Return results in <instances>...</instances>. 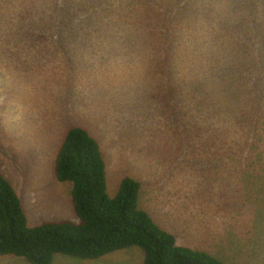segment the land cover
<instances>
[{"label":"rangeland","instance_id":"rangeland-1","mask_svg":"<svg viewBox=\"0 0 264 264\" xmlns=\"http://www.w3.org/2000/svg\"><path fill=\"white\" fill-rule=\"evenodd\" d=\"M77 126L114 144L110 197L135 178V209L178 246L264 264V0H0V172L30 227L79 223L54 170ZM125 153L136 155L113 168ZM53 264H144V253Z\"/></svg>","mask_w":264,"mask_h":264},{"label":"trees","instance_id":"trees-1","mask_svg":"<svg viewBox=\"0 0 264 264\" xmlns=\"http://www.w3.org/2000/svg\"><path fill=\"white\" fill-rule=\"evenodd\" d=\"M98 137L83 127L71 128L55 159L57 178L72 184L71 203L79 223L30 227L19 195L0 172V256L53 264L56 254L93 260L138 247L144 264H223L209 253L178 246L174 233L161 228L147 211L135 209L142 187L138 180L125 177L116 196H109L105 155L112 150L104 144L103 154L102 135ZM97 195L93 205L89 197ZM106 199L115 208L107 210Z\"/></svg>","mask_w":264,"mask_h":264},{"label":"clouds","instance_id":"clouds-1","mask_svg":"<svg viewBox=\"0 0 264 264\" xmlns=\"http://www.w3.org/2000/svg\"><path fill=\"white\" fill-rule=\"evenodd\" d=\"M155 117L159 120V121H161V122H164V125L166 124V120L168 119V117L166 118V117H164V114L162 113V111L161 110H158V111H156L155 113ZM118 123H116L115 124V126L117 125ZM93 130L95 131V133H96V137L99 139V135H102V138H100V139H104V140H106V146L108 147V148H112L113 147V145L114 144H111L110 142H109V139H107L108 137H106V135L104 134V132L101 130V128L100 127H93ZM65 140V139H64ZM64 142V141H63ZM117 142H122L121 140H118ZM63 144V143H62ZM62 146V145H61ZM61 149V148H60ZM60 151V150H59ZM108 152L106 151V154H107ZM136 154L135 153H133V154H126L125 153V155L122 157V158H118L117 160H116V162H115V164H114V166H113V168L117 165V162L118 161H122V160H124V164L125 165H129L130 163H131V160H132V158L135 156ZM4 174H5V172H4ZM13 175V174H12ZM2 176L5 178V176L2 174ZM55 176H56V179H57V181L59 182V183H63L62 181H60L58 178H57V175H56V171H55ZM132 178V177H131ZM132 179H134V180H137V179H135V178H132ZM8 180V179H7ZM11 181V180H10ZM23 184H25L24 183V181L23 180H20ZM140 182V181H139ZM11 183L12 184H14V182H12L11 181ZM14 187V186H13ZM23 190H24V192H26L27 190H28V188L27 187H24L23 188ZM70 191V190H69ZM139 195L140 194H138V203H139ZM89 199H90V201L92 202V204L94 205L97 201H98V199H99V196L97 195V196H90L89 197ZM20 201H21V199H20ZM22 202V201H21ZM23 205V204H22ZM69 205H70V203H69ZM137 206H138V204H137ZM73 207V206H72ZM24 208V207H23ZM106 208H107V210L109 209V208H115V206L109 201V199H106ZM65 221V220H64ZM114 253V252H113ZM224 264V263H223Z\"/></svg>","mask_w":264,"mask_h":264}]
</instances>
